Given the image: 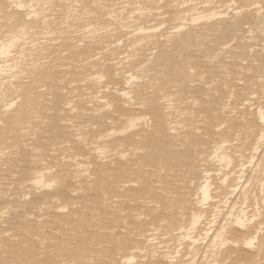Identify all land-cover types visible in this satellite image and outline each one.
<instances>
[{"label": "bare ground", "instance_id": "bare-ground-1", "mask_svg": "<svg viewBox=\"0 0 264 264\" xmlns=\"http://www.w3.org/2000/svg\"><path fill=\"white\" fill-rule=\"evenodd\" d=\"M244 259L264 0H0V264Z\"/></svg>", "mask_w": 264, "mask_h": 264}, {"label": "rangeland", "instance_id": "rangeland-1", "mask_svg": "<svg viewBox=\"0 0 264 264\" xmlns=\"http://www.w3.org/2000/svg\"><path fill=\"white\" fill-rule=\"evenodd\" d=\"M237 5V4H236ZM242 16H247V17H250V20H251V24L253 25H257V23L259 22V19H260V15L259 14H257L256 12H254V10L253 9H250V10H248L247 12H244V13H242ZM249 25V24H248ZM257 240H255V244L253 245V247H251L250 249H248V251L250 252H254V247L255 246H257ZM248 261H250V260H247V259H244V260H242L241 262L243 263V264H256V263H254V261L253 262H248ZM246 262V263H245ZM258 264H264V259H261V261L258 263Z\"/></svg>", "mask_w": 264, "mask_h": 264}]
</instances>
